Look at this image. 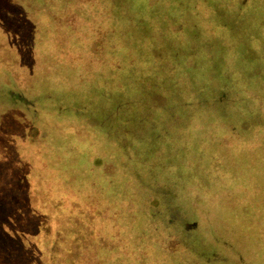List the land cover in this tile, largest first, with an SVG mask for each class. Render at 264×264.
<instances>
[{"label": "rangeland", "instance_id": "rangeland-1", "mask_svg": "<svg viewBox=\"0 0 264 264\" xmlns=\"http://www.w3.org/2000/svg\"><path fill=\"white\" fill-rule=\"evenodd\" d=\"M114 1L133 46L115 70L105 72V93L90 111L98 116L103 109L99 121L119 149L110 156L112 165L122 174L135 168L148 172L147 182L137 185L142 212L171 228L192 253L191 263L233 264L231 258L242 264L245 249L234 243L237 231L227 230L225 216L209 212L220 233L212 230L196 240L199 233L183 216L204 201L195 188L201 172L210 174L200 185L212 188L210 195L237 191L230 177L237 162L238 168L246 166L242 151L264 150V142L259 143L264 138V67L257 74L239 40L225 60L193 58L175 46L142 0ZM82 8L80 0H0V264H104L125 249L139 225L131 195L101 180V171L88 177L86 165L59 156L43 133L45 116L32 107L37 96L45 98L44 85L72 75L86 51ZM229 15L236 23L235 14ZM52 107L43 110L51 113ZM75 116L67 118L90 121ZM230 119L236 128L227 123ZM223 128L230 137L218 140L217 130L222 135ZM215 158L224 163L221 175L211 165ZM224 178L229 179L218 182ZM245 180L253 181L249 190L259 200L252 206L259 210L264 176L252 170ZM251 225L246 222L252 230Z\"/></svg>", "mask_w": 264, "mask_h": 264}, {"label": "flooded vegetation", "instance_id": "flooded-vegetation-1", "mask_svg": "<svg viewBox=\"0 0 264 264\" xmlns=\"http://www.w3.org/2000/svg\"><path fill=\"white\" fill-rule=\"evenodd\" d=\"M80 1L83 3L80 26H84L86 31L84 37L87 44L86 51L77 59L72 75L64 81L53 79L46 83L42 89L46 93L45 98L37 96V100L32 103L38 116H45L44 127L47 128L43 133L48 134L47 143L54 147L59 156L67 158V161L75 160L86 165L85 172L88 177L93 171L98 173L101 171V180L109 185L115 182V186L125 190L124 194L131 195L132 202L129 205H131V211L134 212L133 215L137 214L139 225L131 234V242L123 244V246L127 245L124 246L125 249L104 264H203L200 261L191 263L192 253L188 254L185 251L187 249L176 240L171 228L156 224L145 208L144 211L147 213L142 212L144 200L138 195L137 185L147 182L148 172L142 173L140 169L135 168L134 171L129 172V175L122 174L112 165L110 156L112 153L119 152V149L112 142L106 123L101 124L99 121L103 109L99 108L98 116L90 111L96 108V100L99 98L102 100L105 93V72L115 70L123 55L132 48L133 44L130 35L120 24L114 0ZM142 1L145 8H149L151 13L165 25V30L174 40L175 46L192 55L193 58L205 63L217 59L225 60L228 58L226 53L232 51L234 43L239 40L243 41L240 47L243 52L245 51L246 59L256 65L257 74L264 67V0ZM230 11L235 14L236 23L230 21L231 15L227 16ZM223 12L225 14L219 15ZM231 30H237L232 32L236 36L231 34ZM260 86L264 91L262 74H260ZM16 100L21 99L16 98ZM48 104L55 105L51 113L43 110ZM70 114L76 115L75 118L86 116L90 118V121L87 123L84 120H82L84 122L69 120L67 115ZM226 121L231 125L233 120ZM231 127L236 128L237 126L232 124ZM219 130H217L218 134L221 133V129ZM223 131L222 135L216 132L218 140L224 136L230 137L229 130L223 128ZM261 139L260 145L264 142V138ZM251 151H242L246 166L242 165L238 168L239 162H237L232 172L235 178L230 177L237 191L216 190L210 195L209 191L212 188L205 189L204 186H200L209 180L210 174L201 172L196 182L198 186L195 188L198 189L197 192L204 198V201L197 208L191 205L190 209L184 212L186 215L183 218L184 222H191L195 232L199 233V235L195 233L196 240L203 236L208 237L212 230L216 231L217 235L220 233L219 223L214 217L209 216V212L225 216L228 221L227 230L237 231L235 233L237 239L233 237L234 243L245 249L247 260L244 259L241 263L264 264V248H262L264 247V230L258 227L264 225L262 224L264 214L261 213V209L264 210V203L261 204L259 210L252 206L256 205L253 203H257L259 199L255 200L256 192L249 190L253 181L245 180L252 170L254 172L258 170L259 174L264 176L261 172L264 164L258 162L261 159L259 155L264 150L258 149L253 154ZM211 163L217 169H221L220 175L224 172L222 168L224 163L219 159L215 158V161ZM213 173L219 175L216 169ZM228 179L224 178L218 182H226L225 180ZM256 179L253 178L254 181ZM232 194L244 205L238 206L240 203L230 200ZM200 210L203 213L201 215ZM240 211L243 213L240 214ZM247 221L253 223L252 230L246 227ZM188 225L187 223L185 226ZM249 235L252 237L251 242L246 241ZM254 247L255 257L249 258ZM230 260L233 264H239L235 259L230 258ZM219 264L225 263L220 260Z\"/></svg>", "mask_w": 264, "mask_h": 264}, {"label": "trees", "instance_id": "trees-1", "mask_svg": "<svg viewBox=\"0 0 264 264\" xmlns=\"http://www.w3.org/2000/svg\"><path fill=\"white\" fill-rule=\"evenodd\" d=\"M58 13H59V12H58ZM59 14L62 15V16H64L65 13H59ZM53 17H55V16L53 15ZM69 23H70V22H69Z\"/></svg>", "mask_w": 264, "mask_h": 264}]
</instances>
